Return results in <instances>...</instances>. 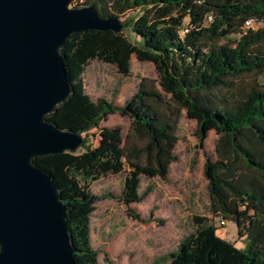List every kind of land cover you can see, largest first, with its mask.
<instances>
[{"label":"trees","instance_id":"16d2710c","mask_svg":"<svg viewBox=\"0 0 264 264\" xmlns=\"http://www.w3.org/2000/svg\"><path fill=\"white\" fill-rule=\"evenodd\" d=\"M79 5L92 6L99 16L119 18L130 11L121 20L133 37L123 29H84L70 33L59 48L69 91L43 118L84 134L76 149L32 161L51 177L63 201L75 263L98 264L89 221L94 202L105 194L90 191L88 179L121 156L128 167L122 197L141 199L140 173L166 179L176 159L175 130L184 109L196 120L200 148L207 131L216 130V157L203 150L209 208L233 221L245 239L236 246L216 234L207 217L193 214L195 229L168 253V264H264V83L239 89L237 96L232 91L235 78L245 73L264 79V0H82ZM133 53L153 62L157 79L140 78L121 104L92 100L81 78L87 62L97 58L126 75ZM113 111L130 118L127 142L120 144L118 125H102L97 142L90 143L87 130Z\"/></svg>","mask_w":264,"mask_h":264},{"label":"water","instance_id":"95a60500","mask_svg":"<svg viewBox=\"0 0 264 264\" xmlns=\"http://www.w3.org/2000/svg\"><path fill=\"white\" fill-rule=\"evenodd\" d=\"M71 0H0V264H76L65 207L32 158L74 150L81 134L43 118L68 94L59 48L84 29L124 23Z\"/></svg>","mask_w":264,"mask_h":264},{"label":"rangeland","instance_id":"374dc122","mask_svg":"<svg viewBox=\"0 0 264 264\" xmlns=\"http://www.w3.org/2000/svg\"><path fill=\"white\" fill-rule=\"evenodd\" d=\"M81 2L71 0L69 5L82 6L79 5ZM126 14L119 18L123 19ZM122 32L133 37V32L126 26ZM142 77L156 80L157 72L152 61L137 59L134 53L130 56L126 75L119 73L113 64L97 58L90 59L81 74L84 90L92 100L104 97L115 104L123 103ZM262 83L261 73L248 72L235 78L232 91L237 96L239 89ZM102 125H118L120 144L127 142L128 115L118 111L106 114L98 126L87 130L85 135L90 143L97 142V129ZM195 128L196 120L186 116L182 109L175 130L177 140L173 152L176 159L170 161L166 179L140 173L138 191L143 195L137 201H126L122 197L128 167L121 156L108 161L102 171L88 179L86 187L90 191L105 194L94 202L89 221L90 242L98 251V264H151L153 261L168 264V253L186 234L194 231L193 214L207 217L216 226V234L236 246H243L245 238L238 235L236 224L228 219L224 224L218 223V215L209 208L207 180L202 172L203 150L211 158L216 157V130L210 128L207 131L204 146L200 148L194 135Z\"/></svg>","mask_w":264,"mask_h":264},{"label":"built area","instance_id":"2783aa9c","mask_svg":"<svg viewBox=\"0 0 264 264\" xmlns=\"http://www.w3.org/2000/svg\"><path fill=\"white\" fill-rule=\"evenodd\" d=\"M248 20L245 21L246 24H248ZM218 223L224 224L225 223V219H223L222 217L218 218Z\"/></svg>","mask_w":264,"mask_h":264}]
</instances>
